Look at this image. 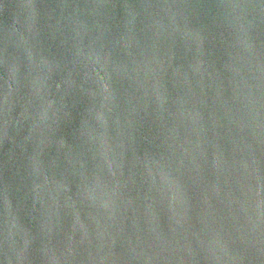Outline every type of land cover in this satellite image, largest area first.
<instances>
[{
    "label": "water",
    "instance_id": "obj_1",
    "mask_svg": "<svg viewBox=\"0 0 264 264\" xmlns=\"http://www.w3.org/2000/svg\"><path fill=\"white\" fill-rule=\"evenodd\" d=\"M0 264H264V0H0Z\"/></svg>",
    "mask_w": 264,
    "mask_h": 264
}]
</instances>
